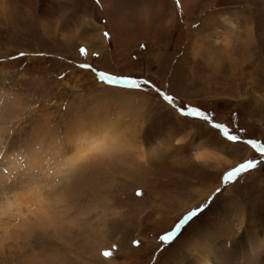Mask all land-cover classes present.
<instances>
[{
	"label": "rangeland",
	"instance_id": "rangeland-1",
	"mask_svg": "<svg viewBox=\"0 0 264 264\" xmlns=\"http://www.w3.org/2000/svg\"><path fill=\"white\" fill-rule=\"evenodd\" d=\"M0 130L53 138L46 264H264V0H0Z\"/></svg>",
	"mask_w": 264,
	"mask_h": 264
},
{
	"label": "bare ground",
	"instance_id": "bare-ground-1",
	"mask_svg": "<svg viewBox=\"0 0 264 264\" xmlns=\"http://www.w3.org/2000/svg\"><path fill=\"white\" fill-rule=\"evenodd\" d=\"M231 25L236 29L233 24ZM71 130L75 131L77 135H82L84 137L91 136L90 126L80 125ZM0 132L2 131L0 130ZM53 143V138L46 139L45 137H39L34 134L30 140L26 142L25 146H22L21 148H18L17 146V148H12L11 146L9 148L6 147L3 152L0 151V153H2L0 154V264H14V261H17V258L20 259V263L17 264H36L34 261H37V264H46L43 256L46 253L42 251V255V252L39 251L38 254H35L36 246L30 245L28 237L32 233L42 230L45 232L44 235L46 237L42 236L44 239L42 240L41 238V240H38H40L39 242H44L46 244V241L49 242L47 231L55 226L56 221H61L62 223L63 212L65 214L67 211L64 210L63 206L66 201H54L53 199L54 202H50V200L47 199V194L45 195L43 191V184L47 182H44L45 179L43 178L51 173L50 168L48 169V166L46 165L48 163L46 162ZM107 146V144L106 146H101L97 151L103 155H106L108 152L107 155H109L110 150H107ZM19 149L26 150V153L29 154L32 161V166L27 168L24 172L15 168L21 163L19 158L17 159L15 156L25 155V153L19 154ZM60 151L61 150L58 149L53 151V153L54 155H58V153L60 154ZM56 170L58 171L60 169ZM57 171L56 173L59 174ZM34 173H40L41 178H32L28 176L33 175ZM51 185L53 186V184ZM45 186L47 187L48 185L45 184ZM53 188L56 187L53 186ZM61 207H63V209H61ZM65 217H67V215ZM51 233H53V231ZM31 237L33 238L34 235ZM11 241L13 246L18 247L21 253H15V250L11 249L14 253H11L10 255L12 256L9 257L10 255H6L7 252L5 249L7 243ZM44 243L42 245H44ZM46 247L47 246L44 245L43 249ZM50 251L52 252L51 249ZM108 259L109 260H105L109 263L114 262L113 256L110 252L108 254Z\"/></svg>",
	"mask_w": 264,
	"mask_h": 264
},
{
	"label": "clouds",
	"instance_id": "clouds-1",
	"mask_svg": "<svg viewBox=\"0 0 264 264\" xmlns=\"http://www.w3.org/2000/svg\"><path fill=\"white\" fill-rule=\"evenodd\" d=\"M185 139L186 138H181V139L177 140V144L184 143L185 142ZM193 155H194V158H196V159H199L200 158V154L199 153H193Z\"/></svg>",
	"mask_w": 264,
	"mask_h": 264
}]
</instances>
